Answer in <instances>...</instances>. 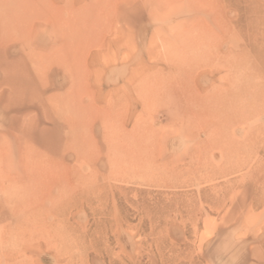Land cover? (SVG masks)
I'll list each match as a JSON object with an SVG mask.
<instances>
[{
    "label": "rangeland",
    "instance_id": "obj_1",
    "mask_svg": "<svg viewBox=\"0 0 264 264\" xmlns=\"http://www.w3.org/2000/svg\"><path fill=\"white\" fill-rule=\"evenodd\" d=\"M5 1L0 264H264V0Z\"/></svg>",
    "mask_w": 264,
    "mask_h": 264
},
{
    "label": "bare ground",
    "instance_id": "obj_2",
    "mask_svg": "<svg viewBox=\"0 0 264 264\" xmlns=\"http://www.w3.org/2000/svg\"><path fill=\"white\" fill-rule=\"evenodd\" d=\"M0 5L5 6L4 9H3V11H4V12H7V13H6L7 16L10 14V15L13 17V14H14L13 12H14V11H13L12 8H10V9L8 8V3H7L5 0H3V1L0 0ZM15 17H16V16H15ZM16 20H17V19H15V21H16ZM18 20H19V19H18ZM16 22H17V21H16ZM1 24H3V23L1 22ZM4 25H5V23H4ZM4 25H3V26H4ZM6 28H7V27H5V29H6ZM0 29H1V28H0ZM182 43H183V41H182ZM189 43H190V42H189ZM186 44H187V43H186ZM184 45H185V44H183V46H184ZM187 45H189V44H187ZM183 46H182L181 48H183ZM184 49H185V48H183V52L185 51ZM181 50H182V49H181ZM180 52H181V51H180ZM183 54H184V53H183ZM180 58H181V57H180ZM183 58H184V57H183ZM241 58H242V57H241ZM191 59H192V58H191ZM179 60H180V59H179ZM180 61H182V59H181ZM176 62H177V61H176ZM187 62H188V61H187ZM190 62H191V61H190ZM200 63H201V62H200ZM203 63H204V62H203ZM192 64H193V63H192ZM192 64H191V65H192ZM239 64H240V62H239ZM195 65H196V64H195ZM195 65H194V66H195ZM187 66H188V65H187ZM243 66H244V65H243ZM232 67H233V66H232ZM243 68H244V67H243ZM235 69H236V68H235ZM249 69H251V68H249ZM233 71H234V70H233ZM237 71H238V70H237ZM245 71H246V70H245ZM186 73H187V72H186ZM240 73H241V72H240ZM246 73H247V71H246ZM232 75H233V74H232ZM239 76H240V75H239ZM245 76H246V75H245ZM235 77H236V74H235ZM243 77H244V76H243ZM243 77H242V78H243ZM174 78H175V77H174ZM246 78H247V76H246ZM238 79H239V78H238ZM238 79H237V80H238ZM244 79H245V78H244ZM249 79H250V78H248V81H249ZM174 80H175V79H174ZM181 80H182V79H181ZM239 80H240V79H239ZM242 81H243V80H242ZM242 81H241V82H242ZM245 81H246V80H245ZM233 82H234V81H233ZM237 82H238V81H237ZM251 82H252V81H251ZM235 83H236V82H235ZM238 83H239V82H238ZM238 83H237V84H238ZM229 84H230V83H229ZM231 84H232V83H231ZM233 84H234V83H233ZM239 84H240V83H239ZM246 84H247V82H246ZM241 85H242V84H241ZM248 85H251V84L248 83ZM228 86H229V85H228ZM237 86H240V85H236V87H237ZM242 86H243V85H242ZM234 87H235V86H234ZM245 87H246V86H245ZM247 87H248V86H247ZM234 89H235V88H234ZM234 89H233V90H234ZM236 89H237V88H236ZM238 89H239V88H238ZM149 90H150V89H149ZM231 90H232V89H231ZM225 91H226V90H225ZM234 91H235V90H234ZM218 92H219V91H218ZM229 94H230V93H229ZM221 95H225V94H221ZM221 95H220V96H221ZM230 95H231V94H230ZM236 95H237V94H236ZM211 96H212V95H211ZM213 97H214V96H213ZM240 97H241V96H240ZM202 98H204V97H202ZM214 98H215V97H214ZM222 98H223V97H222ZM234 98H236V97L234 96L233 99H234ZM207 99H208V97L206 98V100H207ZM227 99H228V98H227ZM227 99H226V100H227ZM231 99H232V98H231ZM201 100H202V99H201ZM204 100H205V99H203L202 101H204ZM218 100H219V99H218ZM228 100H229V99H228ZM237 100H239V98H238ZM237 100H236V99H234V100H232V101L229 100V102L227 101V103H225V104H224V102L221 101V102L223 103V106H224V107H223V110H222V109H221V110L224 111V114L229 113V112L234 108V107H232V106H235L236 103H238V102H236ZM194 101H195V100H194ZM196 101H197V100H196ZM202 101H200V102L202 103ZM244 101H245V100H244ZM209 102H210V101H209ZM213 102H214V101H213ZM218 102H219V101H218ZM221 102H220L219 104L222 105ZM239 102H240V101H239ZM206 103H207V102H205V105L207 106ZM196 104H197V102H196ZM208 104H209V103H208ZM215 104H216V103H215ZM219 104H218V106H219ZM199 105H200V103H199ZM199 105L197 104V106H199ZM201 105H203V104H201ZM221 105H220V106H221ZM206 106H204V109L206 108ZM215 106H216V105H215ZM239 106H240V105H238L237 107H239ZM199 107H200V106H199ZM199 107H198V108H199ZM237 107H236V108H237ZM207 108H208V107H207ZM207 108H206V109H207ZM210 108H211V106H210ZM201 109H203V108L200 107V111H201ZM204 109H203V111H204ZM218 110H220V109H218ZM205 111H206V110H205ZM208 111H209V110H207V112H208ZM213 111H214V110H213ZM227 111H228V112H227ZM201 112H202V111H201ZM207 112H206V114H207ZM232 112H233V110H232ZM215 113H216L217 115L219 114V113H217V112H215ZM220 113H221V111H220ZM233 113H234V112H233ZM202 114H203V113H202ZM212 114H213V113H212ZM216 114H214V115H216ZM222 114H223V113H221V115H222ZM224 114H223V115H224ZM203 115H204V114H203ZM234 115H235V114H234ZM219 116H220V114L218 115V117H219ZM224 116H226V115H224ZM227 116H228V115H227ZM232 116H233V115H232ZM214 117H215V116H214ZM205 118H206V117H205ZM221 118H222V117H221ZM221 118H220V120H221ZM209 119H211V118H209ZM215 119L217 120V116H216ZM222 120H223V118H222ZM226 120L228 121V118H226ZM232 121H233V120H232ZM234 121H235V120H234ZM210 122H211V120H210ZM216 123H217V122H216ZM213 124H214V123H213ZM4 252L7 253V251H4Z\"/></svg>",
    "mask_w": 264,
    "mask_h": 264
}]
</instances>
